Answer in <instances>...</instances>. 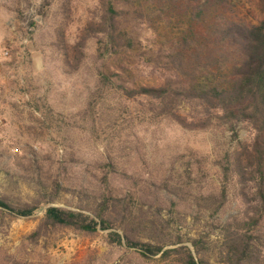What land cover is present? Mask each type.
I'll list each match as a JSON object with an SVG mask.
<instances>
[{
	"label": "trees",
	"instance_id": "obj_1",
	"mask_svg": "<svg viewBox=\"0 0 264 264\" xmlns=\"http://www.w3.org/2000/svg\"><path fill=\"white\" fill-rule=\"evenodd\" d=\"M74 1L60 0L53 43L66 72L77 70L87 45H95L99 64L89 108L103 95L112 104L114 121L122 114L146 122L167 120L187 130L217 127L234 139L243 126L249 137L217 159L214 187H199L189 173L183 181L129 178L128 191L147 213L132 220L127 194L111 184L117 175L111 159L98 165L101 178L90 211L53 206L60 189L54 180L28 202L0 197V214L27 218L42 211L29 235L32 241L61 229L85 236L106 231L108 244L131 249L143 260L264 264V19L237 18L230 0H90L83 24L70 34ZM174 19L185 20L186 29L160 56L157 31ZM139 73L150 80L138 81ZM180 107L187 108L185 113ZM231 199L234 211L218 220ZM184 208L199 224L194 237L179 234L187 225Z\"/></svg>",
	"mask_w": 264,
	"mask_h": 264
},
{
	"label": "rangeland",
	"instance_id": "obj_2",
	"mask_svg": "<svg viewBox=\"0 0 264 264\" xmlns=\"http://www.w3.org/2000/svg\"><path fill=\"white\" fill-rule=\"evenodd\" d=\"M230 1L237 18L249 23L264 19V3ZM60 3L0 0V197L11 203L28 202L58 180L53 206L90 211L101 178L98 165L110 159L117 172L111 184L121 195L127 194L131 220L140 212L147 214L128 191L131 178L137 183L145 179L158 183L168 176L183 181L189 173L199 187H214L217 159L237 140L248 139V131L240 126L234 139L231 132L217 127L187 130L167 120L146 122L122 114L114 121L112 104L103 95L96 96L89 108L99 64L95 45H87L77 70L66 72L53 43V28L62 16ZM72 5L75 11L66 30L70 34L83 24L92 3L75 0ZM164 24L156 34L160 56L187 26L177 19ZM139 75L140 82L150 80ZM186 109L180 107V112ZM234 207L231 199L217 219L223 220ZM182 211L187 225L179 234L194 237L199 224L191 222L187 208ZM41 217L42 211L27 218L0 214V264H175L143 260L131 249L108 244L106 231L85 236L61 229L32 241L29 235ZM210 239L212 247L216 238Z\"/></svg>",
	"mask_w": 264,
	"mask_h": 264
}]
</instances>
